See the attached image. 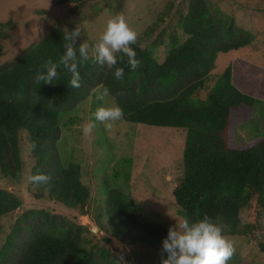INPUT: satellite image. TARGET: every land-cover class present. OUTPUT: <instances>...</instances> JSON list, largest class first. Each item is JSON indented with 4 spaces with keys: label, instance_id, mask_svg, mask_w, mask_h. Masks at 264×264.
<instances>
[{
    "label": "trees",
    "instance_id": "1",
    "mask_svg": "<svg viewBox=\"0 0 264 264\" xmlns=\"http://www.w3.org/2000/svg\"><path fill=\"white\" fill-rule=\"evenodd\" d=\"M91 1L54 0V5H71L76 11ZM123 1L102 0V6L95 9L118 13ZM175 1H168L132 45L141 66L130 71L126 57L124 63H118L125 69L123 80L114 78V69L100 67L90 58L80 68L82 86L78 89L69 86L70 73L63 68L52 85L37 84L34 77L37 71H44L42 65L48 59L58 62L65 52V32L59 25L12 61L1 64L0 175L15 183L20 181L19 133L24 130L28 143L37 144L31 174L40 172L52 178L49 185L33 188L34 196H47L68 209L79 210L82 216L88 215L85 208L91 199L90 190L81 182L80 165L63 167L59 159L57 121L75 109L78 114L80 104L94 96L96 88L106 87L115 105L123 109V121L185 130L182 176L171 192L178 214L190 222L207 214L213 222L226 225L225 235L253 242L264 254V138L244 145H237L234 139L236 128L250 119L255 100L232 86L230 67L208 86L218 54L248 46L254 35L208 0ZM172 11L174 25L168 21ZM10 24L0 23V41L7 38ZM162 25L170 29L167 43L162 32L156 34ZM179 33L185 36L183 41ZM79 44L76 40L75 46ZM161 47L164 60L158 62ZM77 121V117L70 118L65 125ZM129 163L130 159L123 161L124 165ZM129 175V170H119L114 178L122 176L127 181ZM102 190L104 207L96 213L95 222L101 225L105 215L104 230L111 238L132 248L162 244L167 230L142 218L121 186L103 179ZM19 208L21 201L0 188V218ZM88 232L85 226L44 210H25L0 248V264H114L115 256L85 236ZM242 263L239 253L229 261Z\"/></svg>",
    "mask_w": 264,
    "mask_h": 264
},
{
    "label": "rangeland",
    "instance_id": "2",
    "mask_svg": "<svg viewBox=\"0 0 264 264\" xmlns=\"http://www.w3.org/2000/svg\"><path fill=\"white\" fill-rule=\"evenodd\" d=\"M168 1L172 0H124L121 11L116 13L107 9L96 11L95 7L102 6V0H92L88 6L76 11L71 5L56 6L54 0H0V23H11L6 30L7 38L0 41V65L12 61L58 25L69 32L80 29L81 36L77 41H86L92 46L103 32L107 20L122 14L129 26L139 34L155 22ZM182 1L176 0L175 3L181 4ZM208 1L213 7L234 16L240 28L254 35V41L248 46L227 54H218L208 84L212 86L215 79L230 67L232 86L254 98L250 119L238 126L234 134L237 145L248 144L264 138V0ZM173 11L168 21L174 25ZM165 27L162 25L156 34L162 32L167 43L170 29ZM179 36L181 41L185 39L182 33ZM158 56L157 61L162 62L164 47L160 48ZM102 90V87L96 88L94 96L80 104L78 114L75 109L60 115L57 121L60 129L56 145L59 159L63 167L73 163L80 165L81 182L90 190L91 199L85 208L88 215L82 216L79 210L68 209L49 200L47 196L40 199L34 196L33 186L28 184L26 178L31 174L35 161L32 152H28L27 133L21 130V179L15 183L0 175V188L13 193L21 201V208L0 218V248L18 215L34 209L85 226L89 230L85 236L106 247L116 259L123 255V264H161L162 244L154 247H125L105 232V215L101 217V225L95 222V218L96 213L104 207L102 181L106 179L113 186H121L136 203L142 218L161 224L167 231L175 225L176 220L182 217L178 214L171 192L182 176L185 130L150 127L121 120L115 122L110 130L98 124L92 135L85 138L82 125L96 108L115 105L110 96L103 102L96 100ZM201 97H204L203 93ZM75 117L78 118L76 123L65 125L68 119ZM125 159H130L129 166L123 164ZM119 170H129L127 181L122 176L114 178ZM228 237L234 242L235 253L243 257L242 264H264V254L258 252L255 243L240 236ZM105 239H108L107 242ZM163 258H167L166 253Z\"/></svg>",
    "mask_w": 264,
    "mask_h": 264
},
{
    "label": "clouds",
    "instance_id": "3",
    "mask_svg": "<svg viewBox=\"0 0 264 264\" xmlns=\"http://www.w3.org/2000/svg\"><path fill=\"white\" fill-rule=\"evenodd\" d=\"M63 39L67 42L63 45L65 52L58 62L48 59L42 68L37 71L34 80L37 84L52 85L59 78V69L63 68L70 73L69 86L80 88L82 76L80 68L91 58L100 67L113 70L116 80H123L124 67H118V63H124L130 71H136L141 66L137 59V53L132 45L138 40V33L129 26L122 14H117L107 20L103 32L98 36L97 42L90 46L84 41L75 46L76 40L81 36L80 29L69 32L64 30ZM110 96V90L104 88L97 96V101H105ZM124 117V111L119 105L100 106L92 113L86 123L82 125V134L88 138L97 128L103 124L110 130L117 121ZM37 147L35 141H30L28 152L31 154ZM27 182L34 189L51 183V176L45 173L29 174ZM226 225L213 222L207 214L202 219L190 222L187 218L176 220L175 225L170 226L167 236L162 240L161 264H229L235 255L234 242L225 235ZM167 258H163L164 254ZM124 257L120 255L114 264H123Z\"/></svg>",
    "mask_w": 264,
    "mask_h": 264
}]
</instances>
